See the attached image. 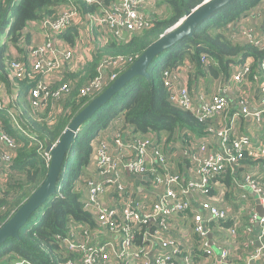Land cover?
I'll return each instance as SVG.
<instances>
[{"label": "built area", "instance_id": "obj_1", "mask_svg": "<svg viewBox=\"0 0 264 264\" xmlns=\"http://www.w3.org/2000/svg\"><path fill=\"white\" fill-rule=\"evenodd\" d=\"M86 1L101 4L105 2ZM118 1V6L113 1L110 3L113 6L106 10L109 16L106 15L102 21L98 20L99 24L109 27L110 32L118 29L132 31L150 26L148 16L141 10L147 0ZM78 8L79 5L74 0H68V5L61 9L58 19L46 20L39 26L45 42L30 50L28 65L17 59L9 62L10 78L24 80L27 86L30 85L27 92L32 106L41 110L50 107L53 111L51 119L63 108V100L73 89L71 82H64L53 89L51 86L63 79L60 75L75 56L74 47L81 42L78 39L74 46L69 47L59 37L69 28L80 26ZM227 30L234 40H238L237 37L240 36L247 37L255 45L264 48V20L260 37L256 29L243 26L242 22L229 24ZM84 43L85 37L82 45ZM83 54L86 58L87 55ZM253 60L249 56L234 63L230 75L224 78L222 89L211 95H193L189 88V77L185 72L177 75L172 70H164L163 77L169 90V100L174 105L191 111L203 122H214L206 135L193 136L188 141L191 146H186L187 153L183 155L191 159V166L187 169L188 176L172 172V163L164 150V141L155 132H129L128 138H123L119 132L113 137L111 145L102 140L97 143L96 162L88 164L85 169L86 171L94 167L97 177L90 178L85 173V184L80 188L85 211L92 214L94 224H79L76 221L69 236L61 238L67 247L82 254L80 261H69L68 264H195L197 250L203 251L205 256H215L211 238L208 236L211 233L210 226L214 221L227 219L228 211L210 202L217 184L214 178L227 168L239 165L243 151L249 150L252 145L251 136L238 131L241 120H251L254 128L264 132V77H255V80L262 81L256 104L251 103L252 99L257 98H251L246 90ZM129 62V59L124 58L105 61L101 65L100 75L81 87L80 96L97 93L111 85L120 76L115 71L116 68H122ZM260 67L264 70V58ZM16 86L19 87L16 90L18 96L21 85L17 83ZM5 87L0 82V110L8 114L14 128L32 138L21 126L17 110L11 104L14 100L7 95ZM18 147L17 141L2 124L0 116V176L14 163ZM194 148L202 155H197ZM254 155L264 157V135ZM43 156L48 163L50 154L44 151ZM127 173L139 179L140 185L133 178L128 179ZM239 185L251 189L264 207V179L248 176ZM107 194L112 195L113 205L104 200ZM191 196L203 197L202 206L209 212V217H204L191 205ZM174 216L183 221L173 222ZM253 218L262 225L258 239L263 247H258V252L251 255L252 259L264 253V217H259L256 213ZM186 220L192 231L191 236L194 234L199 237L196 247L191 248L186 244L185 235L177 237L173 233L174 228L185 232L182 224ZM230 233L234 235L236 229L233 227ZM138 238L146 243L144 247L138 244ZM233 240L236 241V238ZM249 244L256 246V241L252 240ZM228 257V251L222 250L219 255L221 264H230Z\"/></svg>", "mask_w": 264, "mask_h": 264}, {"label": "trees", "instance_id": "obj_2", "mask_svg": "<svg viewBox=\"0 0 264 264\" xmlns=\"http://www.w3.org/2000/svg\"><path fill=\"white\" fill-rule=\"evenodd\" d=\"M74 1L79 5L78 10L81 8L80 11L85 14V29L90 32L100 25L97 21L98 15L113 0H105L103 4L86 0ZM207 1L209 0H147L141 10L148 16L150 26L129 31L125 38L115 36L114 32L106 29L101 42L91 41L88 37L90 45L87 47L88 54L83 67L79 71L61 73L63 79L51 86L53 89L64 82L73 84L72 92L63 100V108L53 119L50 107L44 110L33 107L28 93H19L17 100L13 103L11 101L17 110L21 126L32 138L14 128L8 114L0 110L2 124L19 145L14 163L7 171L10 174L17 172L23 177L20 184L13 186L17 188L13 192L15 194H9L11 192L7 190L0 193V227L45 180L50 164L43 156L47 145L56 143L73 118L110 86L97 93L80 96L81 87L100 75L101 65L109 59H129L130 62L124 67L116 68L115 71L121 75L152 43L183 19L188 10L198 8ZM261 2L264 0H234L220 9L201 23L192 37L179 41L164 52L162 68L159 67L161 60L156 58L149 69L150 78L134 77L88 120L89 128L84 133L80 132L71 145L55 193L20 229L19 238L11 237L0 245V264H68L69 261L78 262L82 259V254L67 247L61 238L69 236L76 221L79 224H94L92 214L85 211L80 188L85 184L82 168L96 162V156L92 157L97 148V144H93L97 135L96 128L107 129L111 121L124 114L125 124H122V120L121 123L119 121L116 124L118 126L108 132L109 138L102 139L111 145L110 137L113 139L119 132L123 138H128L129 132L152 131L159 139L162 137L161 133H167L170 137L178 135L183 142H187L193 136L203 137L208 133L209 127L214 126V122H203L191 111L174 105L169 100V90L163 77L164 70L169 69L173 74L181 75L183 71L191 68L199 75L222 74L226 78L234 63L250 56L254 59L250 78L254 80L256 76L264 77V70L260 67L264 48L252 42L234 40L229 37L227 30L230 23L241 19L248 10ZM162 4H167L169 10L157 8ZM67 5L68 0H0V38L6 34V40L0 47V82L5 84L9 94L17 83L25 84L24 80L10 78L9 62L13 59L27 65L30 62L29 52L34 47L31 27H39L46 20L58 19L61 9ZM103 27L105 28L104 25ZM81 34L82 29L77 26L69 28L59 37L74 45L81 38ZM30 42L32 47L28 49ZM15 49L17 52L13 53ZM29 87L30 85L25 86L26 89ZM190 161L188 157L187 162ZM253 163L264 166V157L255 156L249 150L243 151L238 167ZM235 177V168L229 167L214 179L231 187ZM194 237L197 242L198 235ZM137 241L142 247L146 245L141 238ZM197 251L204 254L203 251Z\"/></svg>", "mask_w": 264, "mask_h": 264}, {"label": "crops", "instance_id": "obj_3", "mask_svg": "<svg viewBox=\"0 0 264 264\" xmlns=\"http://www.w3.org/2000/svg\"><path fill=\"white\" fill-rule=\"evenodd\" d=\"M259 12H257L254 16H251V13L248 12L243 15L241 19H238L237 21H234L233 23L230 24H237L239 22H242L243 26H249L250 29L254 26H256L257 33L259 37L261 36V28H262V23L264 20V15L262 14L261 11L264 10V2H261L258 6ZM260 22V23H259ZM259 23V24H258ZM258 24V25H257ZM35 28H39L38 26H32ZM86 26H82V31H85V43L82 45L80 48L82 53H85V55L88 54L87 47L90 45V41H92V38L90 36V32H88L87 28L85 29ZM35 34V30L33 31ZM230 32L228 31V34ZM37 35H42L41 28L39 29V32ZM230 36V34H229ZM82 42V41H81ZM79 69H74L70 64L68 65V68L66 67L64 72H74V71H79ZM191 69V68H190ZM186 69L185 72L188 77H189V87L192 86L191 93L193 95H211V93H207L205 86H214L217 87L215 80L212 78V74H204V75H199L196 73V70H190ZM232 70V69H231ZM192 80H195V83L192 82ZM259 94H257V99H252L251 104H256L258 97L260 96L261 93V85L262 81H259ZM252 98V97H251ZM198 100V97L196 98ZM233 100V97H231V101ZM123 116L124 114H121L120 116L115 118L113 121L110 122L109 126L107 129H102L97 131V135L95 139L93 140V144H97L102 139H105L108 137V132L110 130H113L114 126L116 125L119 121L122 124H125L123 122ZM240 130L238 131H243L247 136H251L252 138V145L249 147L250 153L255 154L257 151V145L260 141V139L263 137L264 132L259 131L256 127L254 128V124L252 123L251 120L245 119L240 121ZM162 134V140L166 143L165 145V152L169 155V161L172 163V160L174 159L173 154L176 156H181V159H179L178 166L176 164L172 163V172L174 173H179L183 176H188L187 169L191 166L190 162H187V156L185 153L186 151V146L184 145V142L178 137V140H172V138L169 137L167 133H161ZM111 135V134H110ZM178 136V135H177ZM109 138V137H108ZM111 142H113L112 136L110 137ZM177 141H180L181 143H177ZM174 148H178L179 152H174ZM114 153L116 152V149H113ZM233 166L235 168V179L233 182V186L228 187L225 185L223 182H217L213 192H212V198L210 199L211 204L213 205H221L226 208L228 211V218L223 220H218L214 221L211 223L210 229H211V244L213 246V250L215 252V256H205L199 253L197 251L196 257H195V264H221L219 255L222 250H227L229 253L228 257V262L230 264H264V253L260 256H255L253 259L251 255H255L258 249L257 246V241L259 240L258 238L260 237L261 231H262V225L257 221V219H254L253 216L257 213V205L259 203L257 195L248 187H242L239 185V183L248 176H251L253 178H257L260 180L264 179V166L260 164L253 163L248 166H240L237 167ZM85 167L82 169L85 171ZM176 169V171H175ZM92 170H95L94 167H91L89 170L86 171L87 175H92ZM97 177V174L96 176ZM127 178H133L135 183L138 185L140 180L131 177L127 173ZM140 185V184H139ZM245 196V197H244ZM111 194H107L104 197V200L110 204L113 205L111 201ZM207 198V197H206ZM209 198V197H208ZM203 197H198V196H191L190 201L191 205L198 209L201 214L204 217H209V212L203 208L202 206V201ZM258 214V213H257ZM173 222L183 221L181 219H178V217H173ZM223 221V222H221ZM187 220L182 224V226L185 228V232H183L181 229H176L174 228L173 233L177 235V237H181V235H185L187 237L186 244L189 247H193L197 245V242L195 240L194 234L191 236L192 231L190 229L189 223ZM231 224V225H230ZM181 227V224H179ZM233 227L236 229V233L232 235L230 233V229H233ZM236 238V241L233 239ZM255 240L256 241V246H252L249 244L250 241Z\"/></svg>", "mask_w": 264, "mask_h": 264}, {"label": "water", "instance_id": "obj_4", "mask_svg": "<svg viewBox=\"0 0 264 264\" xmlns=\"http://www.w3.org/2000/svg\"><path fill=\"white\" fill-rule=\"evenodd\" d=\"M234 0H209L193 10H188L184 21L174 30L160 37L152 43L147 50L110 86L100 95L94 98L80 113H78L56 143H49L45 149L50 154V164L47 176L27 201L14 213V215L0 227V245L9 238H19L20 229L28 222L36 212L56 191L60 179L61 170L71 145L81 132L82 126L93 117L105 104L122 90L125 85L136 76L150 78L149 69L152 62L160 57L167 49H170L179 41L192 37L196 28L206 19L226 7ZM257 213L264 217V207L258 203ZM211 237V234H208ZM259 248L263 247L261 241H257Z\"/></svg>", "mask_w": 264, "mask_h": 264}, {"label": "rangeland", "instance_id": "obj_5", "mask_svg": "<svg viewBox=\"0 0 264 264\" xmlns=\"http://www.w3.org/2000/svg\"><path fill=\"white\" fill-rule=\"evenodd\" d=\"M113 2L117 3L119 1L118 0H113ZM112 6L113 5H111V4L108 5V6H106V8L104 10H102L101 14L98 15L97 21L98 20L99 21L104 20L105 17H106V15L108 17L109 15L106 13V10L109 9V8H111ZM116 6H118V3L116 4ZM157 8L158 9H161V10H166V9L169 10V7H168L167 4H162L161 6H158ZM259 8L260 7L252 8V9L248 10L246 13L250 12L251 13V16H254L257 12H259ZM80 9H79V11H80ZM261 12L264 15V10L261 11ZM80 18H81L80 19V27L82 28V26H86V25H85V14L82 13L81 11H80ZM184 18L181 19L173 28L167 30L165 34L171 32L172 30H174L175 28H177L184 21ZM108 28H106V27L104 28L103 25L100 24L95 29H93L92 31H90L89 34H90V36L92 38V41H95V42H101V41H103V39H104L103 37L105 35V29H106V31L110 32L109 31L110 29H108ZM231 28H232V25H231ZM39 29H40V27L39 28L31 27L32 32L35 30L34 37H33V39H31V41L33 40V46H38L40 43H44L45 42V37H43L42 35H37L38 32H39ZM255 29H256V26H254L253 30H255ZM112 32L115 33V36L125 38V37H127L129 31H126V30H122L121 29L120 31H118V30H112ZM5 35H3L0 38V47H1V44H4V41L6 40ZM84 37H85V31H82L81 38H80L81 41H84ZM230 38H232V37H230ZM246 38L241 37V36L240 37H237L238 40H241V41H244V42H251V41L248 40L249 38H247V39ZM232 39H234V38H232ZM82 43L83 42H80L77 47H74V49H76V54L73 57L72 61L69 63L74 69H79V68H82L83 67V63H84L85 56H84V54L82 53V51L80 49L82 47ZM29 44H31V45H30V47L28 49H31L32 42H30ZM68 44L70 45L69 47L74 46V45H72L70 43H68ZM15 52H17L16 49L13 51V53H15ZM163 57H164V53L160 57H158L159 60H161L160 63H159V67L160 68H162V66H163V61H162ZM67 68H68V66H67ZM212 78L215 80V83H216L217 87L210 86V85L208 86L207 85V86H205V89H206L207 93H209V94L210 93L211 94H216V93H218L220 91V89H222L221 86L224 83V76L222 74L221 75H218V76H216V75L214 76L213 75ZM180 82L182 83L181 80H180ZM192 82H194V84H196L195 83V80H192ZM247 84H248V87H246V90H247L248 95L250 97H252V98L257 97V94H259V85H260L259 79L252 80L251 78H249L248 81H247ZM189 88L191 89L192 86H190ZM242 88L245 89V86H243ZM18 89H19V87L16 86V87H14V90L10 92V94L7 92V95L9 94L10 99L12 98V100H14V101L17 100V98L19 96L17 97L16 90H18ZM19 93H21V92L19 91ZM29 102H31V98L29 99ZM89 126H90V122L87 121L82 126L81 133H84L89 128ZM97 131H98V129L96 128L95 129V132H97ZM170 138H172V140H178V136H172ZM177 143H181V142L180 141H177ZM165 145H166V143L164 142L163 143L164 149H165ZM184 145L187 146V147H190L191 146V143L187 141V142H184ZM174 152H179V149L178 148H174ZM194 152L197 155H199V156L202 155V153L199 154L198 153L199 151L197 149H195V148H194ZM97 155H98L97 151H95L94 153H92V157L93 158H94V156L97 157ZM173 156H174V159L172 160V163L173 164H176L178 166V163H179L178 160L181 159V156H176L175 154H173ZM175 171H176V169H175ZM2 176H0V193H1V191L7 190V191H10L11 192L9 194H15L13 192L16 191L17 188H14L13 186L20 184L21 180H23L22 174L20 176L17 172L10 174L8 171H6V173H4ZM95 176H96V170H92V175H90L89 177L90 178H94ZM216 206L226 209L225 207H223L221 205H216Z\"/></svg>", "mask_w": 264, "mask_h": 264}, {"label": "clouds", "instance_id": "obj_6", "mask_svg": "<svg viewBox=\"0 0 264 264\" xmlns=\"http://www.w3.org/2000/svg\"><path fill=\"white\" fill-rule=\"evenodd\" d=\"M206 20H207V19H206ZM203 22H204V21H203ZM203 22H202V23H203ZM157 58H158V57H157ZM25 86L28 87L26 84H23V85L20 86V88H21V91H20L21 93H20V94L28 93V92H27L28 89H26ZM22 92H23V93H22ZM97 129H98V131H99V130H102V129H100V128H97ZM85 166H87V165H85ZM85 169H86V168H85ZM86 171H87V170H86ZM86 171L84 172L83 169H82V172L84 173V176H85ZM87 176H89V175H87Z\"/></svg>", "mask_w": 264, "mask_h": 264}]
</instances>
